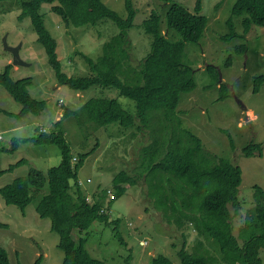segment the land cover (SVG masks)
I'll list each match as a JSON object with an SVG mask.
<instances>
[{"label":"rangeland","instance_id":"1","mask_svg":"<svg viewBox=\"0 0 264 264\" xmlns=\"http://www.w3.org/2000/svg\"><path fill=\"white\" fill-rule=\"evenodd\" d=\"M23 1L26 0H0V73L10 64L13 80L30 79L28 92L34 99L44 101L45 108L37 115L14 116L21 111L22 105L0 85V171L7 170L21 159L26 161L0 175V188L17 178L26 177L31 169L46 172L60 162L57 146L26 141L16 144L11 150L15 139L22 141L41 132L61 129L73 160L98 144L94 153L84 161L78 178L88 202H91V193L103 190H108V199L113 194L110 184L116 173L124 169L135 175L139 171L142 150L153 144L152 133L154 128L157 133L161 114L152 112L155 124L142 131L137 129L139 124L126 129L118 124L99 127L80 113L64 116L66 110L79 112L91 98L117 99L133 116L136 109L135 103L119 96L117 89L91 87L85 91H74L59 84L44 47L37 41L31 19L19 18ZM101 1L121 18L127 17L126 0ZM131 1L136 11L133 25L128 30L132 64L139 63L150 52L152 37L145 33L142 22L152 12L160 17L161 32L173 42L180 40L176 31L167 28L166 13L173 3L193 13L199 1L200 14L207 18L200 40L197 43L186 42L181 57V62L193 70L195 88L181 94L175 115L165 127L172 136L170 144H175V137L189 131L200 138L208 160L213 163L226 160L241 168L242 182L237 194L240 212L234 215V209L229 205L233 215V233L238 235L245 215L253 207V186L264 189V84L258 93L252 91L254 77L264 74V27L251 26L244 36L246 41L239 38L223 40L229 32L226 23L229 18L236 24L237 33H242L240 20L231 15L237 0ZM40 12L46 29L57 42L61 71L68 77L91 75L84 55L96 61L102 55L103 44L119 32L117 25L108 19L96 25L67 27L59 16L50 11L49 5L43 4ZM243 44H246V51H236ZM11 48H17L19 59L24 64L14 63ZM230 57L231 63L227 64ZM209 66L216 69L218 79L213 71L207 70ZM222 83L225 89H218ZM220 91L227 97L220 100ZM162 136L168 137V134L164 132ZM251 141L262 143V157L242 155L243 147ZM3 148L7 150L2 151ZM166 150L167 146L160 151L158 160ZM35 205L33 200L22 212L14 205H6L0 196V223L7 226L0 228V246L6 250L10 264H33L39 257V264H62L64 253L58 248L59 235L51 230L49 219L39 217ZM158 211L146 196L143 179L138 177L135 186L128 187L112 202L107 222L96 221L86 233L80 234L75 230L72 237L75 242L81 236L86 237L85 249L91 257L104 264H151L153 256L158 254L166 256L173 264H181L175 248H179L183 240L188 251H193L196 242L201 241L208 254L221 259L219 246L211 238L206 241L191 226L178 229L173 220L166 221ZM115 221H118L117 229ZM240 242L243 243L244 238ZM259 256L264 264V247L260 249ZM214 264L228 262L215 260Z\"/></svg>","mask_w":264,"mask_h":264},{"label":"trees","instance_id":"2","mask_svg":"<svg viewBox=\"0 0 264 264\" xmlns=\"http://www.w3.org/2000/svg\"><path fill=\"white\" fill-rule=\"evenodd\" d=\"M43 4L49 5L50 11L59 16L67 27L96 25L104 19L117 25L119 32L103 44L102 55L96 61L84 55L91 75L72 78L61 71V63L56 53L57 42L46 29L44 16L40 12ZM125 6L127 17L121 18L101 0H26L21 3L19 18L31 19L37 41L44 47L48 63L55 71L59 84L74 91H85L91 87L117 89L119 96L135 103L136 109L133 116L123 109L117 99L91 98L79 112L66 110L64 116L80 113L86 120L99 127L118 124L126 129L139 124L137 129L142 131L155 124V118L151 117L152 112L161 114L157 133L155 128L154 134L152 133L153 144L142 150L139 171L134 175L122 169L112 178L110 187L113 194L108 199V190H103L100 193H91V202H88L87 195L79 183L78 172L86 158L97 149L98 144L73 160L64 132L56 129L49 133L41 132L22 141H13L11 150L16 144L26 141L57 146L60 162L48 168L46 172L31 169L26 177L17 178L11 184L0 188L1 198L6 205H14L22 212L35 201L39 217L49 219L51 230L59 235L58 248L64 253L62 264H104L89 255L85 249L86 237L81 236L78 242H75L73 231L86 233L94 222H107L112 202L122 196L128 187L135 186L138 177H141L146 185L147 198L152 200L166 221L173 220L178 229L191 226L198 236L206 241L211 238L219 246L221 259L208 254L201 241H197L194 250L190 252L183 240L179 248L172 246L177 250L181 264H214L215 260L227 261L228 264H262L259 252L264 247V189L258 185L253 186V207L251 212L248 211L245 215L243 227L239 229L238 235H235L229 205L234 209V215L240 212L241 205L237 194L242 182L241 168L226 160L216 163L208 160L202 150L200 138L189 131L175 137V144H170L172 136L165 127L175 115L181 94L191 92L195 88L193 70L181 62V57L184 44L197 43L207 24V18L200 14L199 1L193 13L177 3H173L168 9L167 28L179 34V41H170L161 32L160 17L155 12L142 22L145 33L152 37V41L150 52L137 64L131 63L128 38V30L133 25L136 11L131 0H126ZM231 15L240 20L242 33H237L236 24L229 18L226 22L229 32L223 40L239 38L246 41L244 36L248 34L251 26L264 27V0H237ZM236 51L244 53L246 44L238 46ZM230 63L231 57L227 64ZM207 70L213 71V75L218 79L215 68L209 66ZM10 71L9 64L4 72L0 73V85L22 105L21 111L14 116L21 118L28 113L39 114L44 110L45 102L34 99L28 92L30 79L13 80ZM263 84L264 74L254 77L253 93H258ZM218 89H225L224 83L220 84ZM225 97L226 94L220 91L219 99ZM164 132L168 137L162 136ZM165 146L167 150L158 160V155ZM231 147L234 149L232 141ZM5 150L7 149H2ZM241 152L247 158L262 157V143L251 141ZM206 160L210 161L211 165ZM25 162L24 159L19 160L7 170L0 171V175ZM117 224L118 221H115L116 229ZM5 227V224L0 223V228ZM242 238L243 243L240 242ZM40 261L41 257L33 264H39ZM0 264H10L6 250L1 246ZM151 264L173 263L166 256L158 254L153 256Z\"/></svg>","mask_w":264,"mask_h":264},{"label":"water","instance_id":"3","mask_svg":"<svg viewBox=\"0 0 264 264\" xmlns=\"http://www.w3.org/2000/svg\"><path fill=\"white\" fill-rule=\"evenodd\" d=\"M11 51L13 53V59L15 64H24L20 59L18 55V50L17 48H11Z\"/></svg>","mask_w":264,"mask_h":264},{"label":"clouds","instance_id":"4","mask_svg":"<svg viewBox=\"0 0 264 264\" xmlns=\"http://www.w3.org/2000/svg\"><path fill=\"white\" fill-rule=\"evenodd\" d=\"M80 183V182H79ZM88 201V200H87Z\"/></svg>","mask_w":264,"mask_h":264}]
</instances>
